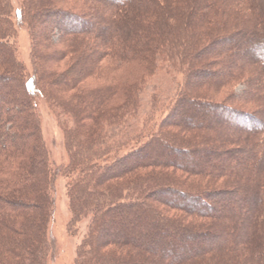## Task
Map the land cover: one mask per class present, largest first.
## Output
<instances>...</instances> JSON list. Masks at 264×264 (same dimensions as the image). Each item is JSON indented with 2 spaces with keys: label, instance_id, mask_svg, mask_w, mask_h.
Masks as SVG:
<instances>
[{
  "label": "trees",
  "instance_id": "trees-1",
  "mask_svg": "<svg viewBox=\"0 0 264 264\" xmlns=\"http://www.w3.org/2000/svg\"><path fill=\"white\" fill-rule=\"evenodd\" d=\"M76 1L81 13L66 12L59 32L42 17L50 22L66 0H22L28 77L9 43L10 0H0V264H47L56 176L66 180L68 227L90 220L73 264H264V127L254 110L228 105L230 95L213 100L248 73L210 50L224 37L257 50L246 38L264 31V0H245L253 15L244 28L232 8L239 0ZM209 52L223 72L204 71L194 82L203 73L195 61ZM164 54L179 60L182 81L162 97L151 88L143 108L145 76ZM128 64L143 71L133 82L116 76ZM252 67L262 73L245 77V100L260 97L255 85L263 83L264 62ZM36 93L63 133L67 162L55 168ZM226 191L235 206L207 203Z\"/></svg>",
  "mask_w": 264,
  "mask_h": 264
},
{
  "label": "rangeland",
  "instance_id": "rangeland-1",
  "mask_svg": "<svg viewBox=\"0 0 264 264\" xmlns=\"http://www.w3.org/2000/svg\"><path fill=\"white\" fill-rule=\"evenodd\" d=\"M32 1H34L35 3L37 2V0H32ZM100 1L108 2L112 4V6H114L112 0H100ZM237 3L238 4L236 6L232 5V8L234 9L233 12L237 16V20H238L237 26L239 27L242 26L244 28L246 27V25L249 24L251 17L253 15V12L250 9L251 8L250 5L253 4L251 2L249 4L247 2L245 3V0H239V2ZM253 3L256 6L255 0H253ZM21 4H22V0H10V5L12 7L10 21L13 27V35L9 38V43L13 45L16 58L23 65L26 75L29 77L34 72L33 71L34 64L31 56V51H32L31 33L28 24L24 21H21L17 16V13L21 8ZM78 5L79 2L76 0H66V2L62 3L61 5L54 6L55 9L53 8V10H56V12H54L53 14L51 13L52 18L50 19V22L47 21L49 19H44L45 17L44 18L42 17V20L44 21L46 20V23L43 22L42 25H44V27L47 30H49V28H54V26H56L60 29V30L58 29L60 32L62 29H65L64 28L65 26L62 23L65 22L63 16L66 15H67L66 17L70 16L66 12L79 13L81 10L79 9ZM258 5H259V9L264 11V4L262 2L260 3L258 2ZM82 16H84V20H86V23L82 25L84 26L83 28H88L90 30L92 28V23H91L92 20L88 16L85 15ZM70 21L71 20L67 21L68 26L76 27V25L74 26V24H72V22ZM245 31L246 32L251 31L250 27H247L244 30V32ZM54 33H58V32L55 30ZM56 38L57 37L53 36V40H55ZM246 39L252 40L253 42L255 41V44L260 45V47L258 48L256 47L257 50H255L254 45L252 43H245V42L243 43V41H240V39L237 38L228 39L226 37L218 41H215V44L211 46L210 50L214 52H219L220 50L221 51L220 55L223 54L226 60H228L230 63H233L235 67L239 68L236 71L240 72V75L242 74V72L248 73V75L242 76L243 79L239 80L237 84H234L230 88L223 90V92L213 100L222 101L223 98H226L228 95H230L229 98L225 101L228 105L242 107L243 108L242 110H249V109L254 110V117L259 118V120L262 122V125L264 127V95H263L264 78L260 77L262 79L261 82H263L260 83V86L257 87L255 85V88L259 91L258 94L260 97H256L257 94L256 93L254 95L255 98L254 100L248 98L245 100L246 95L242 93V91L245 89L244 88L245 84L246 86L250 84L247 82L246 79L248 78L251 82L252 81L254 82L255 81L254 79L259 77L257 76V74L261 75L262 73L258 71V69L252 67V64H255V62L257 64H259V62L260 63L264 62V58H263L264 56L263 57L258 56L259 54L261 55L264 54V48H262V46H264V31L262 32V34H258V35L256 34V37H254V39L256 40H254L252 36ZM179 42L180 43H175L177 46H179V48L176 49H180L183 46L182 41ZM166 47H168V44L166 45ZM209 54L211 55V53L209 52L205 59L200 58L197 61H195L196 65L200 66L196 70H200L203 73L199 72L198 76L195 79H193L194 82H197V80L203 78L204 71L206 72L217 71L218 73L223 72V69H219L218 67H216V63H214L217 60L216 59L217 57L210 56ZM162 56L163 57H161V59H159L155 63L154 68L151 66V69L153 71L151 75L146 74L145 76L147 82L145 83L146 84L145 86L149 85L150 87L148 86L149 89H147L145 92L146 98L143 100V108L147 107L146 104L149 100V97L154 92L152 91L151 88L155 87V91H156L155 93L158 95V97H162L163 95L165 96L169 92L171 94L173 89L177 88V86L182 81V73L179 71L177 65L179 60H177V58H174L176 60L174 59L171 60L170 56L167 55L168 56L167 57L165 56V54ZM142 74L143 71H140L137 65L128 64L127 66L121 67V70L117 72L116 76H118L120 80L133 82L134 80L138 79L137 78L138 76H141ZM216 75L218 76V74ZM91 84L93 86L95 83H91ZM196 88L198 89L197 92H199V88L198 87ZM241 97L242 100H245V103L244 102L242 103V101H240ZM169 107L171 106L166 107L162 116L161 114H159V112L156 113L155 119L159 118V115L161 116V118L164 117L166 113L170 110ZM34 108L40 120L39 121L40 133L44 141V144L46 146L48 152V158L52 168H55L61 164H66L67 155L63 146V133L60 127L58 126L53 109L47 105L44 98L38 93H36L34 97ZM231 128L234 129L235 127H231ZM250 128L253 129L254 127L252 128L250 126ZM125 152L126 150H123L117 155L112 156V158L121 156ZM241 160L242 161L245 160L244 155H242ZM65 183L66 180L60 176H56L52 182V197L54 199V208L48 226V239L52 243V249H51L52 251L50 252V256L48 257L47 264H73L75 257V249L79 244V242L81 241V239L83 238V236L85 235L90 221L89 218H85L79 221L73 228L68 227L70 214L68 212L67 199L65 196ZM232 195H234V193L230 194L227 193L226 191L220 193L219 195H215L216 197H212L213 199L209 200L207 198L206 201L207 203H210L212 206H218L221 204L224 206L225 204L232 206L234 203H236L237 200V196L232 197ZM158 207H161L162 210H166L165 207L163 206H158ZM220 228L221 225L220 227H218V229ZM218 229H216V232Z\"/></svg>",
  "mask_w": 264,
  "mask_h": 264
}]
</instances>
